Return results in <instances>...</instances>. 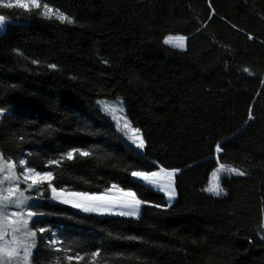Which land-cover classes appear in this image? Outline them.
Instances as JSON below:
<instances>
[{
  "label": "trees",
  "instance_id": "obj_1",
  "mask_svg": "<svg viewBox=\"0 0 264 264\" xmlns=\"http://www.w3.org/2000/svg\"><path fill=\"white\" fill-rule=\"evenodd\" d=\"M41 3L75 22L0 6L15 21L0 33V151L40 167L88 148L92 157L58 170L57 187L98 192L118 183L152 204L139 218L102 216L52 201L45 185L35 205L45 215L33 227L50 225L82 252L102 247L99 264H264V0ZM169 33L185 35L187 47L166 44ZM101 97L124 98L145 153L120 139ZM152 161L181 169L167 207L153 206L167 202L164 193L129 175ZM219 161L245 175L223 177L227 194L217 197L205 188ZM50 238L38 232L32 264L64 255L46 246Z\"/></svg>",
  "mask_w": 264,
  "mask_h": 264
},
{
  "label": "snow or ice",
  "instance_id": "obj_2",
  "mask_svg": "<svg viewBox=\"0 0 264 264\" xmlns=\"http://www.w3.org/2000/svg\"><path fill=\"white\" fill-rule=\"evenodd\" d=\"M0 6L5 8H17L26 12L34 9L39 11L43 18L56 19L60 22L74 23V18L61 9L49 3H41V0H0ZM214 11V9H213ZM7 17L0 15V24H4ZM251 39L252 34L248 33ZM187 37L185 35H169L165 37V43L176 49L183 50L187 47ZM39 63V61H33ZM50 68H57L56 64L49 65ZM248 71V69H245ZM98 107L100 105L98 104ZM6 109L0 107V117L6 115ZM102 111L105 114L111 113V120L115 122V127L120 134V139L124 140L129 147L142 151L146 148L147 141L140 128L132 125L131 121L124 113V109L119 105L104 103ZM252 117L249 111V119ZM46 129H42L41 133ZM23 141L24 137H19ZM219 160V154L223 152L220 142L214 148ZM25 155L31 156L30 152ZM93 151L84 147H71L60 153L56 158H47L40 166H30V161L21 158L18 161L22 171H17V161L13 158H5L0 151V264H31L33 250L37 248V233L47 232L50 239L46 246L53 253H63L64 255H54L53 264H82L88 258V264H99L98 258L101 256L102 247H95L91 251H80L84 247L79 241L66 240L60 238V233L52 227L34 228L31 223L42 221L45 213L34 211L31 204L32 196L27 193L34 190L36 196L44 195L45 190L50 191L54 201L71 205L81 209L86 213H96L100 215H118L131 218H139L144 205L152 202L143 200L138 192L133 188H125L117 183H112L104 191H77L70 190L67 184L57 187L55 181L59 175V169L63 168L65 162H75L79 157H92ZM151 168L133 169L129 175L133 182H140L141 186H148L149 189L161 191L167 195L165 204H154V207H167L172 199L177 195L175 178L181 171L179 168H169L159 161H152ZM41 168L45 170H41ZM245 175L242 169L235 166H228L218 163L210 176L205 191L214 195H226V189L221 184V174ZM23 183L24 187H21ZM46 185V189H45ZM264 230V229H262ZM131 239H139L132 237ZM75 252L73 255L72 253Z\"/></svg>",
  "mask_w": 264,
  "mask_h": 264
},
{
  "label": "rangeland",
  "instance_id": "obj_3",
  "mask_svg": "<svg viewBox=\"0 0 264 264\" xmlns=\"http://www.w3.org/2000/svg\"><path fill=\"white\" fill-rule=\"evenodd\" d=\"M14 22H15L14 20L7 18L6 21L4 22V24H0V33L6 31L8 25H9L10 23H14ZM179 34H180V33H169L167 36H169V35H179ZM95 102L97 103V105H98V104L100 105V109H101V110H102V105H103L104 103L113 104V105H119L121 108L124 109V113H120V114H121V115H122V114H126L127 117L129 118V116H128V114H127V111H126V102H125L124 98H122V97H101V98H96V99H95ZM5 109H6V108H5ZM6 110H7V109H6ZM103 113H104V112H103ZM104 114H105V113H104ZM105 116H106L108 119L111 120V113L105 114ZM0 119H1V117H0ZM129 120H130V118H129ZM130 121H131V120H130ZM113 122H114V121H113ZM114 123H115V122H114ZM131 123H132V122H131ZM132 125L135 126L133 123H132ZM135 127H137V126H135ZM138 128H140V127H138ZM140 129H141V128H140ZM141 130H142V129H141ZM140 152H141V153H145V149L142 150V151H140ZM5 158H7V157H5ZM219 163H223V162L219 161ZM224 164H226V165H228V166H233V165L230 164V163H224ZM217 166H218V165H217ZM217 166H216L215 168H217ZM20 167H21V166H19V164H18V162H17V171H18V172L20 171ZM215 168H214V169H215ZM214 169H213V170H214ZM213 170H212V171H213ZM211 173H212V172H211ZM176 175H177V174H176ZM232 175H236V174H232ZM232 175H228V174H226V173H222V174H221V180H222L223 177H225V176H232ZM210 176H211V174H210ZM209 179H210V178H209ZM117 184H118V183H117ZM175 184H176V178H175ZM221 184H222V183H221ZM119 185H120V184H119ZM222 186L225 188V186H224L223 184H222ZM21 187H24L23 183L21 184ZM225 189H226V188H225ZM154 190H155V189H154ZM155 191H158V190H155ZM158 192H161V191H158ZM176 192H177V190H176ZM226 192H227V190H226ZM161 193H163V192H161ZM27 194L33 197L32 201H31V204L34 206L33 210H34V211H37V210L35 209V205H36L37 203L41 202V201L43 200V197H42V196H36L34 190H29V192H28ZM164 194H165V193H164ZM177 196H178V194L172 199L171 203L174 202V201L176 200ZM165 197H166V199L168 200L166 194H165ZM51 200L54 201L52 198H51ZM54 202L61 203V202H58V201H54ZM61 204H63V203H61ZM65 205H66V204H65ZM69 206H71V205H69ZM71 207H73V206H71ZM73 208H75V207H73ZM75 209H77V208H75ZM78 210L82 211L81 209H78ZM142 210H143V206H142V209H141V214H142ZM37 212H38V211H37ZM82 212H83V211H82ZM95 214H96V213H95ZM98 215H100V214H98ZM102 216H104V215H102ZM140 216H141V215H140ZM30 226L33 227V225H32L31 222H30ZM37 245H38V233H37ZM35 249H36V248H35ZM35 249H34V250H35ZM34 250H33V252H34ZM31 264H32V260H31Z\"/></svg>",
  "mask_w": 264,
  "mask_h": 264
}]
</instances>
